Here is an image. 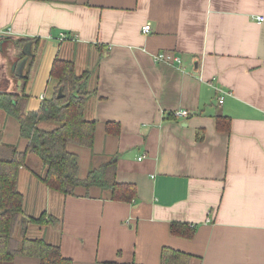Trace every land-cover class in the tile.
I'll use <instances>...</instances> for the list:
<instances>
[{"label": "crops", "instance_id": "obj_1", "mask_svg": "<svg viewBox=\"0 0 264 264\" xmlns=\"http://www.w3.org/2000/svg\"><path fill=\"white\" fill-rule=\"evenodd\" d=\"M1 38L13 44L14 75L27 77L29 110L51 95L55 58L90 72L93 146L68 149L80 176L117 155L116 180L136 189L130 202L98 188L63 195L38 180L43 168L28 154L17 182L23 210L58 218L30 226L29 237L58 245L72 264H160L164 247L189 254L188 264H264V0H0ZM21 39H30L22 50ZM161 52L179 62L155 59ZM2 145H27L6 114ZM172 222L194 224L193 236L173 235Z\"/></svg>", "mask_w": 264, "mask_h": 264}, {"label": "trees", "instance_id": "obj_2", "mask_svg": "<svg viewBox=\"0 0 264 264\" xmlns=\"http://www.w3.org/2000/svg\"><path fill=\"white\" fill-rule=\"evenodd\" d=\"M27 41L30 39L18 40L16 44L22 50ZM25 55L22 51L18 60ZM49 76L54 82L53 92L49 97L42 98L37 110L27 107L29 95L25 91L27 77L24 74L20 76L18 92L0 91V112L17 121L18 134L27 141L22 151L14 145H2L0 151V264L16 256L37 257L39 264H72L71 259L62 256L58 245L27 234L30 226L58 222V218L45 212L39 216H23L24 198L17 188V182L19 169L25 165L28 154L37 156L43 166L42 173L36 174L38 180L63 195H76L78 189L88 195L92 188H98L110 200L130 202L136 194L134 184L116 180L117 155L97 165L91 164L84 176H80L78 155L68 149L69 144L89 149L93 146L95 122L84 117L85 104L91 94L88 89L90 72L78 74L73 61L55 58ZM59 89L61 97H57ZM216 119L221 129V120H226V117L218 116ZM41 122H52L54 127L43 128ZM105 131L117 135L118 124L107 122ZM195 228L194 224L172 222L170 232L190 238ZM189 258L187 253L164 247L160 264H188Z\"/></svg>", "mask_w": 264, "mask_h": 264}, {"label": "rangeland", "instance_id": "obj_3", "mask_svg": "<svg viewBox=\"0 0 264 264\" xmlns=\"http://www.w3.org/2000/svg\"><path fill=\"white\" fill-rule=\"evenodd\" d=\"M13 48V44L8 41V39H2L0 40V71H3L4 73H0V83L1 84V90L5 92H18V87H15L14 89V83H18L19 82V77H17L16 75H14L12 68L15 66L16 61L15 59L9 54L10 51ZM28 62L27 57H25V59H23L19 65H18V69L20 70L22 67H26V63ZM9 68H11L10 73L8 72ZM5 78H7V80H5ZM30 95L32 94L33 91H27ZM46 94L48 93V91H44ZM53 92V91H51ZM3 115H5L3 112H0V120L3 118ZM48 123L50 124L48 126ZM45 124L47 126H45ZM52 124V125H51ZM44 126L46 129H50L54 127V123L52 122H44ZM76 146V145H73ZM83 150L84 149H88L86 147H81ZM82 152V151H81ZM36 157V156H34ZM37 159V157H36ZM83 160V157H82ZM39 165L41 167L42 164L39 162V160L37 159ZM93 164H96L95 162H93ZM31 165V164H30ZM29 165V166H30ZM31 168H33V165L30 166ZM23 216H28V213L24 212ZM37 227V226H34ZM35 229V228H34Z\"/></svg>", "mask_w": 264, "mask_h": 264}, {"label": "built area", "instance_id": "obj_4", "mask_svg": "<svg viewBox=\"0 0 264 264\" xmlns=\"http://www.w3.org/2000/svg\"><path fill=\"white\" fill-rule=\"evenodd\" d=\"M256 18L258 20H262L263 19L262 16H257ZM141 30H142L143 33H148L149 30H150V24L147 23V24L143 25L142 28H141ZM63 38H64V36L61 35V39H63ZM155 59H157L159 61H162V60L163 61L164 60H166V61H172V60L174 61V60H177L179 62V59L177 57H174V56H172V55H170L168 53L165 54L163 52L158 53L157 55H155ZM219 101L222 102V97H220V100ZM172 114H174V115L187 116L189 114V112L187 110H179V111L173 112Z\"/></svg>", "mask_w": 264, "mask_h": 264}, {"label": "water", "instance_id": "obj_5", "mask_svg": "<svg viewBox=\"0 0 264 264\" xmlns=\"http://www.w3.org/2000/svg\"><path fill=\"white\" fill-rule=\"evenodd\" d=\"M0 91H2V90L0 89ZM61 96H62L61 89H59V90H58L57 97H61Z\"/></svg>", "mask_w": 264, "mask_h": 264}]
</instances>
